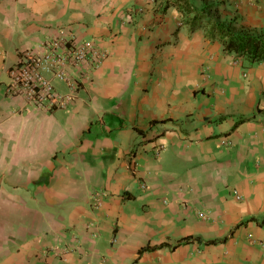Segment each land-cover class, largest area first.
I'll return each instance as SVG.
<instances>
[{
    "label": "crops",
    "instance_id": "obj_1",
    "mask_svg": "<svg viewBox=\"0 0 264 264\" xmlns=\"http://www.w3.org/2000/svg\"><path fill=\"white\" fill-rule=\"evenodd\" d=\"M165 1L0 0V264H264V61ZM193 3L264 36V0ZM71 33L108 54L71 105L10 97Z\"/></svg>",
    "mask_w": 264,
    "mask_h": 264
},
{
    "label": "built area",
    "instance_id": "obj_2",
    "mask_svg": "<svg viewBox=\"0 0 264 264\" xmlns=\"http://www.w3.org/2000/svg\"><path fill=\"white\" fill-rule=\"evenodd\" d=\"M107 56L97 44L80 41L73 33L44 41L38 48L24 51L11 67L7 94L40 109H67L77 98L80 81L87 80ZM54 80L67 84L70 91L58 93ZM91 196L93 203L100 205L99 192Z\"/></svg>",
    "mask_w": 264,
    "mask_h": 264
},
{
    "label": "trees",
    "instance_id": "obj_3",
    "mask_svg": "<svg viewBox=\"0 0 264 264\" xmlns=\"http://www.w3.org/2000/svg\"><path fill=\"white\" fill-rule=\"evenodd\" d=\"M176 8L184 17L190 30L203 29L206 35L215 38L228 53H235L252 63L264 61V36L236 32L230 23L221 21L217 6L206 5L199 9L193 0H166L164 9Z\"/></svg>",
    "mask_w": 264,
    "mask_h": 264
}]
</instances>
